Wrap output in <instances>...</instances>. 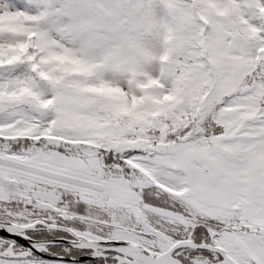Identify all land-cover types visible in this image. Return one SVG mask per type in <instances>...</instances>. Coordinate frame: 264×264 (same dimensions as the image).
<instances>
[{
    "label": "snow or ice",
    "instance_id": "obj_1",
    "mask_svg": "<svg viewBox=\"0 0 264 264\" xmlns=\"http://www.w3.org/2000/svg\"><path fill=\"white\" fill-rule=\"evenodd\" d=\"M162 2L173 44L160 94L178 99L153 119L122 123L123 94L89 84L70 53L62 59L84 79L31 63L27 44L0 65L31 68L0 83V231L23 241L53 232L76 264H264V0ZM229 6L236 18H218ZM134 10L155 22L147 4ZM17 16L36 29L32 47H46L37 17L0 14ZM140 75L128 80L134 100ZM70 126L82 134L57 130ZM46 256L63 259L0 237V264Z\"/></svg>",
    "mask_w": 264,
    "mask_h": 264
},
{
    "label": "clouds",
    "instance_id": "obj_2",
    "mask_svg": "<svg viewBox=\"0 0 264 264\" xmlns=\"http://www.w3.org/2000/svg\"><path fill=\"white\" fill-rule=\"evenodd\" d=\"M213 11L215 12L216 9ZM218 18L235 19L236 17L232 7L229 6L225 17ZM35 31L36 29L25 24L22 17L0 18V33L7 36V39L0 43V65L15 62V58L24 52L21 45L27 44V55L34 57L31 63L38 64L45 71L54 68L55 71L52 74L57 77L64 76L68 80L84 79L83 69L71 60L62 59L70 53L76 59L86 62V66L92 73L88 80L89 84L103 85L108 90L123 94L126 101L125 111L118 117L122 123L153 119L154 116L175 104L178 99L174 94L169 95L166 92L160 94L166 87L161 78L163 66L167 63L164 58L169 55L173 44V41L168 38V29L164 23L155 20L151 26H146L142 22L139 32H129L123 38L106 36L105 39L109 41L108 46L99 56L87 55L76 46H64L47 37H45L48 41L46 47L43 49L32 47L37 42ZM133 69L143 73L137 77L143 87L137 88L135 100L128 95V80ZM33 75L36 74L33 73ZM36 79L43 85V98H51L52 91L48 81L40 80L38 76ZM57 130L69 135L82 134L81 130L74 126L61 127Z\"/></svg>",
    "mask_w": 264,
    "mask_h": 264
},
{
    "label": "rangeland",
    "instance_id": "obj_3",
    "mask_svg": "<svg viewBox=\"0 0 264 264\" xmlns=\"http://www.w3.org/2000/svg\"><path fill=\"white\" fill-rule=\"evenodd\" d=\"M10 1L12 0H0V14L23 12L37 17L35 26L47 38L56 40L64 46H76L78 50L90 56H99L103 53L109 43L105 39L106 36L123 38L129 32L141 30L142 18L134 10L137 5L147 4L155 20L161 23L167 21L162 0H72L70 4H63L68 11L60 19L59 30L47 32L48 30H44L42 16L48 10V19L51 22L55 21V17L51 14L54 9L52 0H14V3ZM78 34H81V40ZM69 36H72L76 43L69 44L67 41ZM19 69L20 65L14 66L10 68V73ZM29 72L31 69L27 70V73ZM0 119H3V116H0ZM56 264L64 263L56 262ZM81 264L89 263L81 262Z\"/></svg>",
    "mask_w": 264,
    "mask_h": 264
},
{
    "label": "water",
    "instance_id": "obj_4",
    "mask_svg": "<svg viewBox=\"0 0 264 264\" xmlns=\"http://www.w3.org/2000/svg\"><path fill=\"white\" fill-rule=\"evenodd\" d=\"M0 236L1 237H5V238H9V239H15L19 244H21L22 246L26 247V248H32L33 244H36V245H41V246H45V245H65V246H68L70 247V243L67 242V241H61V240H56V241H50V242H35V241H23L21 237H9L7 233H3L2 231H0ZM34 250V249H33ZM52 259H56V258H52ZM79 259V258H78ZM90 259H93L92 257H87L85 260H82L81 262L83 261H87V260H90ZM58 260H61L60 258ZM62 260H65V261H74L76 262V260H70V259H62Z\"/></svg>",
    "mask_w": 264,
    "mask_h": 264
},
{
    "label": "trees",
    "instance_id": "obj_5",
    "mask_svg": "<svg viewBox=\"0 0 264 264\" xmlns=\"http://www.w3.org/2000/svg\"><path fill=\"white\" fill-rule=\"evenodd\" d=\"M56 16H57V14H56ZM52 25L54 26L55 25V22L54 23H52ZM51 234H43V238L42 239H46V240H48V239H50L51 238ZM51 249H55L54 251H56V252H58L60 255H62V256H68V255H63V253H64V248L63 247H55V248H51ZM68 257H70V256H68Z\"/></svg>",
    "mask_w": 264,
    "mask_h": 264
}]
</instances>
